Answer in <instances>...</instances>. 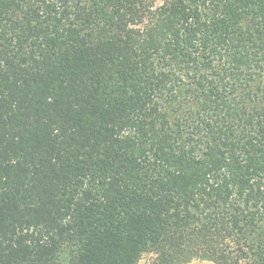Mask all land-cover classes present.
<instances>
[{
  "label": "trees",
  "instance_id": "trees-1",
  "mask_svg": "<svg viewBox=\"0 0 264 264\" xmlns=\"http://www.w3.org/2000/svg\"><path fill=\"white\" fill-rule=\"evenodd\" d=\"M264 264V0H0V264Z\"/></svg>",
  "mask_w": 264,
  "mask_h": 264
},
{
  "label": "rangeland",
  "instance_id": "rangeland-1",
  "mask_svg": "<svg viewBox=\"0 0 264 264\" xmlns=\"http://www.w3.org/2000/svg\"><path fill=\"white\" fill-rule=\"evenodd\" d=\"M162 2L163 0H152L154 6H159L161 5ZM153 259H154V255L144 254L137 264H151ZM188 264H210V263L204 261H192Z\"/></svg>",
  "mask_w": 264,
  "mask_h": 264
}]
</instances>
